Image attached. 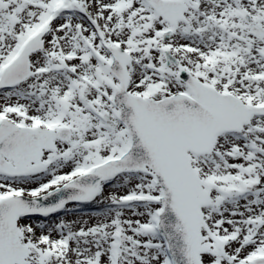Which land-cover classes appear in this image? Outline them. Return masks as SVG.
I'll return each instance as SVG.
<instances>
[{
  "label": "snow or ice",
  "instance_id": "1",
  "mask_svg": "<svg viewBox=\"0 0 264 264\" xmlns=\"http://www.w3.org/2000/svg\"><path fill=\"white\" fill-rule=\"evenodd\" d=\"M0 264H264V0H0Z\"/></svg>",
  "mask_w": 264,
  "mask_h": 264
}]
</instances>
